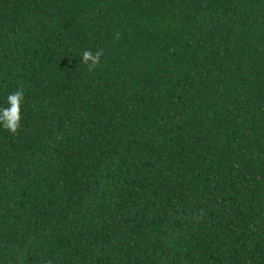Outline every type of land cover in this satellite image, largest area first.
<instances>
[{
  "label": "trees",
  "instance_id": "16d2710c",
  "mask_svg": "<svg viewBox=\"0 0 264 264\" xmlns=\"http://www.w3.org/2000/svg\"><path fill=\"white\" fill-rule=\"evenodd\" d=\"M18 88L0 264H264V0H0Z\"/></svg>",
  "mask_w": 264,
  "mask_h": 264
},
{
  "label": "clouds",
  "instance_id": "9594fccd",
  "mask_svg": "<svg viewBox=\"0 0 264 264\" xmlns=\"http://www.w3.org/2000/svg\"><path fill=\"white\" fill-rule=\"evenodd\" d=\"M102 53H95L90 49H85L81 53V62L88 66L89 71L93 70L100 62ZM25 102V91L18 88L10 92L6 98V104L0 103V128L15 135L21 127L22 106Z\"/></svg>",
  "mask_w": 264,
  "mask_h": 264
}]
</instances>
